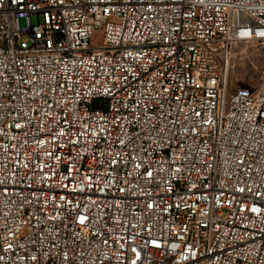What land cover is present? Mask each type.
Instances as JSON below:
<instances>
[{
    "label": "built area",
    "instance_id": "2783aa9c",
    "mask_svg": "<svg viewBox=\"0 0 264 264\" xmlns=\"http://www.w3.org/2000/svg\"><path fill=\"white\" fill-rule=\"evenodd\" d=\"M238 43L264 0H0V264H264Z\"/></svg>",
    "mask_w": 264,
    "mask_h": 264
},
{
    "label": "rangeland",
    "instance_id": "374dc122",
    "mask_svg": "<svg viewBox=\"0 0 264 264\" xmlns=\"http://www.w3.org/2000/svg\"><path fill=\"white\" fill-rule=\"evenodd\" d=\"M36 21V19H34ZM22 27L26 25L24 18L19 19ZM97 45L103 44L102 38H96ZM31 42L21 41L22 46H30ZM228 100L238 87L256 89L264 73V46L257 43H238L232 46V56L228 67Z\"/></svg>",
    "mask_w": 264,
    "mask_h": 264
}]
</instances>
